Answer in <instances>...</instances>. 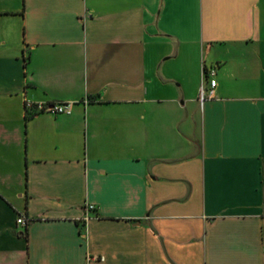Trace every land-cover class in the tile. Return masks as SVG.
I'll return each instance as SVG.
<instances>
[{
  "label": "crops",
  "instance_id": "crops-1",
  "mask_svg": "<svg viewBox=\"0 0 264 264\" xmlns=\"http://www.w3.org/2000/svg\"><path fill=\"white\" fill-rule=\"evenodd\" d=\"M0 264H264V0H0Z\"/></svg>",
  "mask_w": 264,
  "mask_h": 264
},
{
  "label": "built area",
  "instance_id": "built-area-1",
  "mask_svg": "<svg viewBox=\"0 0 264 264\" xmlns=\"http://www.w3.org/2000/svg\"><path fill=\"white\" fill-rule=\"evenodd\" d=\"M216 66H206L203 64L202 68V76H203V82L208 84V87L210 90H212L216 85ZM203 91L204 88H201V97L203 98ZM25 107L27 109H31L32 112L35 113H41V112H47V113H53V114H64L69 115L72 112L73 108V102L72 101H60V102H53V103H43V102H26ZM94 209V206L92 204H88L86 207V210L91 211ZM28 223L27 218L25 215H19L17 218V224L26 226Z\"/></svg>",
  "mask_w": 264,
  "mask_h": 264
}]
</instances>
